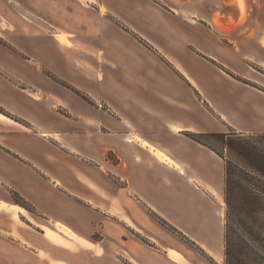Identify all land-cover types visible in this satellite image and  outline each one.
I'll return each instance as SVG.
<instances>
[{"label":"crops","instance_id":"obj_1","mask_svg":"<svg viewBox=\"0 0 264 264\" xmlns=\"http://www.w3.org/2000/svg\"><path fill=\"white\" fill-rule=\"evenodd\" d=\"M213 4L214 8L210 7L208 13H197L199 17L193 22L179 9L161 11L151 4H146L138 15L131 18L121 15L145 44L154 47L155 53L137 40L139 46L134 43L132 47L136 51L112 42L114 52H131L126 57L133 60L113 61L110 81L104 74L97 76V80L101 81L96 85L97 94L102 99L111 100L113 109L119 113L114 121L118 140L111 141V149H117V156L123 160L124 166L119 162L112 168L126 180L127 185L112 192L113 199L106 196L109 193L103 182H95L96 194L84 189L86 182L83 177H88V174L80 168L72 165L66 167L67 171L55 164V141L60 142L57 137L61 132L66 133L67 129H59L66 128L67 121L64 119L62 125H57L56 111L52 106L70 107V95L46 78L39 77L36 70L33 85L42 92V95L35 92L42 97L38 101L23 89L21 92L10 83L0 81V88L2 84L10 87H3L6 92L0 97L2 107L6 110L10 106L21 107L13 113L29 124L25 127L27 130H19L16 126L19 123L13 118L7 117V121L16 124L0 120V180L6 182L10 179L19 184L24 198L32 202L38 215L54 225L55 230L61 232L64 229L55 222L73 230L69 234L61 232L64 239L80 242L84 239L101 247V253L83 247L88 251L86 264H120L118 260L124 255L129 256L133 264L184 263L186 260L178 250L167 249L163 244L161 248L160 239L157 247L144 244L146 250L155 252L153 260L133 253V242L126 246L129 239L124 236L130 232L129 227L140 233L141 230L146 231V222L140 219L145 217V205L167 217L176 228H211L206 239L197 240L200 245L204 243L211 256L215 254L214 247L220 236L219 223L213 218L215 215L208 219L215 211L206 215L203 202L201 204L193 196L191 182L200 180L209 183L216 191L211 180L220 179L218 177L223 172L219 169L221 164L218 161L215 165L211 164L215 153L210 150L212 155L205 146L183 139L176 142L170 137L183 135V132L229 129L242 133H264V94L238 78L244 77L243 69L249 57L258 60L264 68V0H246L244 11L238 0H215ZM203 21L212 23L211 31L207 30ZM249 22L252 23L249 25ZM214 23L220 30L213 27ZM45 38L49 44L48 52L52 53L57 46L60 47L55 41H59L57 38L51 35ZM249 38L252 51H249ZM97 49L100 50V47ZM44 52L41 45L33 49V58L36 56L34 60L39 67L54 71L61 68L63 60L60 56L46 60ZM67 58L71 62V58ZM64 64L63 76L66 78L72 68L71 64ZM82 73L80 70V75ZM82 76L83 82L79 78L81 86L87 77ZM57 99L61 103L56 104ZM47 100L55 104L47 107ZM150 147L162 150L176 164L161 161ZM40 149H47V157L39 154ZM120 149H125V152L121 154ZM131 152L133 155L129 156ZM137 157L141 158L138 163ZM73 178L80 183L79 186L73 185ZM57 185L68 192L59 188L55 190ZM70 191L71 195L68 194ZM0 203L8 209L0 208V264H39L38 250H45L46 245L43 236L50 241L48 246L53 245L45 230L50 228L36 231L42 235V240L40 236H25L22 229L15 235L9 228L8 220L4 219L5 211L15 219L21 212H16L12 201L3 197H0ZM122 218L128 223H122ZM32 241L38 242L32 247L34 251L27 248L33 244ZM9 248L16 251L17 256L9 253ZM25 250L29 259L26 262L19 257L25 254ZM47 251L51 260L46 264H71L64 254Z\"/></svg>","mask_w":264,"mask_h":264},{"label":"rangeland","instance_id":"obj_2","mask_svg":"<svg viewBox=\"0 0 264 264\" xmlns=\"http://www.w3.org/2000/svg\"><path fill=\"white\" fill-rule=\"evenodd\" d=\"M214 2L215 0H0V81L7 84L10 83L17 90L24 91L30 97L35 94L38 97L36 98L38 101L42 97L35 92L41 95L42 92L33 85L35 79L33 76L36 70L39 72V75H36L46 78L56 88L70 95V107L52 106L56 111L54 116L57 117V125H62L63 123L61 122L64 119L67 121V127L59 129L61 131L67 129L66 133L61 132L60 137H57L61 141H55L56 151H54V155L57 156L54 159L55 164L57 167L64 168L67 171L66 167H71L72 165L80 168L84 173L88 174V177H83L86 182V185H83L84 189L96 194V190L98 191V189L95 182H103L109 190H107L109 194L106 196L113 199L112 192L118 191L119 187L127 185L126 180L112 168L113 164L119 162H121V166H124L123 160L117 156L118 153L115 151L117 149H111V141L118 140V132L114 130V121L119 117V113L113 109L111 100L102 99V96L97 94L96 85L101 84V81L97 80V76L104 74L105 78H109L110 81L113 61L127 62L128 60H133V58L126 57L131 52H114L111 47L112 42L126 45L130 49L134 47V43L138 46L140 43L146 46L152 53H155L154 47L147 45V43L145 44L144 39L139 37L127 25L121 15L123 14L125 18H131L136 16V14L138 15V12L146 4H151L161 11L179 9L185 17L193 22V19L199 17L197 13H208L210 7L214 8ZM238 2L243 5L242 9L244 11L246 0H238ZM251 23L249 22V25ZM203 24L207 27L208 31H211L210 27H212V23L203 21ZM217 25V23H214L213 27L220 30ZM223 30L221 28L222 33ZM55 33L69 35L66 37L73 38L76 43L72 40L69 43H62L55 39L60 47L57 46V50L50 53L47 51L49 44L45 37L48 35L54 37ZM250 44L249 38V51H252L253 46ZM39 45L45 51L46 60L60 56L59 58L63 60L61 68L54 71L47 67H39L38 63L36 64V56L33 58V49L36 50ZM99 47L100 50L97 49ZM67 57L71 58V62ZM64 63L71 64L72 68L71 74L67 75V77L65 76L66 78L63 76ZM79 63H83V65H80L83 67H80ZM244 66V77L238 76V78L248 85L259 89L260 94H264V68L259 65L258 60L256 61L250 57L246 59ZM80 70L83 71L81 75ZM83 74L87 77H85L86 82L81 86L79 78H82L83 82ZM7 84H2V86L6 89ZM3 87L0 88V97L6 92ZM50 102L48 100L45 102L47 107L55 104H50ZM55 102L56 104L61 103L58 99ZM122 103L127 105L126 102ZM202 105L208 109L204 103ZM20 109L10 106V109L6 110L0 104V113L2 115L17 121L19 124L16 126L19 130H27L25 127H29V124L13 113V110ZM6 118L0 117V120L16 124L7 121ZM229 130L226 131L228 132ZM197 133L199 132H183V135H174L175 137L171 136L170 139H174L176 142L183 139L203 145L193 138L202 139L217 149L224 157L222 158L211 148L203 145L209 151L211 150L215 153L213 155L210 151L213 155L211 164L215 165V162L217 164L218 161L221 164L220 168H218L223 171H220L222 174L218 177L220 178L219 180H211L216 187V191L209 186V183L200 180L198 182H191L193 183V196L195 199H199L201 204L203 202L206 215L213 210L215 211V213L209 215L208 219L210 220L215 215L216 217L213 218L219 223L220 236L218 237V244L214 247L215 255L211 256L206 251L204 243L203 245L199 244V240L203 241L208 237L211 228H176L167 217L161 216L150 206L145 205V207L142 206L145 211V217L140 219L142 222H146V231L141 230L140 233L129 227L131 234L128 232V235H123L126 239H129L125 243L126 246L131 245L133 242L132 246L135 247L133 248V253L137 256L141 255L146 259H155V252L150 249V253L145 249V245L157 247V243H159L158 239H160L162 240L160 241V247L163 245H166L167 249L172 247L178 250L177 252L185 258L186 261L184 263L179 262L176 264H225L224 225L228 208L224 199V169L225 159L234 157L221 141L199 137ZM259 133H243V135H259ZM166 140L168 141V138ZM253 142L259 146V138H255ZM46 151L47 149H40L39 154L46 156ZM124 152L125 149H120L121 154ZM58 154H61V156ZM131 155H133L132 152L129 156ZM140 159L137 157V163L140 162ZM9 180L6 182H1L0 180V197L12 201L16 212H21L18 213V219H15L10 212L5 211L6 216L4 215V219L8 220L9 228L13 234L16 235L22 229L25 236L31 238L40 236L42 240V235L36 231L43 232L45 227L50 228L49 230H45L48 233L46 235L51 238L53 245L48 246L47 244L50 241L43 236L46 251L38 250L39 264H46L47 261L51 260V256L48 255L47 250H55L59 254H64L71 264H86L88 251L84 248L92 249L98 253L103 251L101 247L94 246L89 241L87 243L84 239V242H80L73 237L74 241L64 239L61 232L69 234L73 230L67 226L61 232L57 229L55 230L54 225L46 222L42 215H38L32 202L24 198L21 186ZM72 180L73 185L79 186L80 183L75 178ZM58 188L68 192L67 189H63L59 185L54 189L58 190ZM71 191L68 194H72ZM131 206L134 205L131 203ZM0 208L7 209L3 206V203H0ZM14 216L16 217V213H14ZM136 217L139 218L141 216ZM123 220L126 219H120L122 223H128L127 220ZM237 222L240 223L241 228L238 235L244 242L242 252L244 258L252 264H264V210L245 212L241 217H237ZM131 225L133 224L131 223ZM192 234H195L197 238L193 237ZM97 236L100 237L98 234ZM32 242L33 244H30L27 248L34 251L32 247L37 246L38 242ZM8 252L17 256V252L11 248L8 249ZM27 252L25 250V254L19 256L24 262L28 259ZM124 256L118 260L120 264H133V260H130L129 256Z\"/></svg>","mask_w":264,"mask_h":264},{"label":"trees","instance_id":"obj_3","mask_svg":"<svg viewBox=\"0 0 264 264\" xmlns=\"http://www.w3.org/2000/svg\"><path fill=\"white\" fill-rule=\"evenodd\" d=\"M199 137L219 140L233 157L225 159L224 199L227 205L224 225L225 264H252L243 256L244 242L237 217L245 212L264 210V133L244 136L242 132H199ZM259 138V146L253 140ZM223 155L202 139L193 138ZM239 225V226H237Z\"/></svg>","mask_w":264,"mask_h":264},{"label":"bare ground","instance_id":"obj_4","mask_svg":"<svg viewBox=\"0 0 264 264\" xmlns=\"http://www.w3.org/2000/svg\"><path fill=\"white\" fill-rule=\"evenodd\" d=\"M55 38H57L59 41H61L62 43H69V41L71 40L70 38H67L65 34L63 33H56ZM80 65H83V63H79V66ZM80 67H83V66H80ZM32 97H34L35 99L38 98L35 94L32 95ZM0 117L2 118H6L4 115H2L0 113ZM7 119V118H6ZM145 144V143H144ZM150 149L153 151V153L161 160V161H164V162H168L170 164L172 163H175L174 161H172L168 156H166L165 153H163L162 150L160 149H155V148H152L150 147ZM176 164V163H175ZM13 206V205H12ZM61 229L63 228H66L64 224L60 223V222H55ZM215 254H213L214 256Z\"/></svg>","mask_w":264,"mask_h":264}]
</instances>
